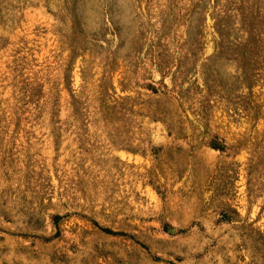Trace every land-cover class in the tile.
I'll list each match as a JSON object with an SVG mask.
<instances>
[{
    "label": "rangeland",
    "instance_id": "1",
    "mask_svg": "<svg viewBox=\"0 0 264 264\" xmlns=\"http://www.w3.org/2000/svg\"><path fill=\"white\" fill-rule=\"evenodd\" d=\"M0 264H264V0H0Z\"/></svg>",
    "mask_w": 264,
    "mask_h": 264
}]
</instances>
